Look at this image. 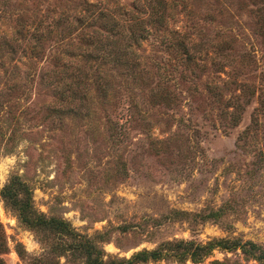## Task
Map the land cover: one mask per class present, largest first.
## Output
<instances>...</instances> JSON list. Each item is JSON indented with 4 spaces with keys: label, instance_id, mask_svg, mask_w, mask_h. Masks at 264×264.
<instances>
[{
    "label": "rangeland",
    "instance_id": "374dc122",
    "mask_svg": "<svg viewBox=\"0 0 264 264\" xmlns=\"http://www.w3.org/2000/svg\"><path fill=\"white\" fill-rule=\"evenodd\" d=\"M124 259L264 264V0H0V264Z\"/></svg>",
    "mask_w": 264,
    "mask_h": 264
},
{
    "label": "trees",
    "instance_id": "16d2710c",
    "mask_svg": "<svg viewBox=\"0 0 264 264\" xmlns=\"http://www.w3.org/2000/svg\"><path fill=\"white\" fill-rule=\"evenodd\" d=\"M2 195L7 202L8 205L14 207L24 222L31 223V225H37L41 227L59 229L61 232H67L68 228L66 225L62 224L63 222H58L55 219H47L42 214H37L36 211L33 210L28 197L23 195L21 185L13 183H9L2 191ZM207 247V246H206ZM87 253L90 256L93 254L92 248L89 245L85 246ZM145 254V252L139 253L135 255V258L140 257ZM132 260L124 259L121 260L118 264L129 263ZM92 262V261H91Z\"/></svg>",
    "mask_w": 264,
    "mask_h": 264
}]
</instances>
